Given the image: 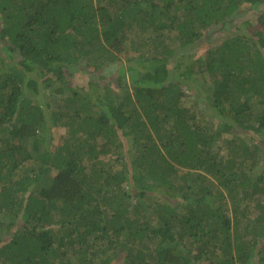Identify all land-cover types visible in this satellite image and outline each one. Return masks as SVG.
Instances as JSON below:
<instances>
[{
  "label": "trees",
  "instance_id": "trees-1",
  "mask_svg": "<svg viewBox=\"0 0 264 264\" xmlns=\"http://www.w3.org/2000/svg\"><path fill=\"white\" fill-rule=\"evenodd\" d=\"M0 264H264V0H0Z\"/></svg>",
  "mask_w": 264,
  "mask_h": 264
},
{
  "label": "rangeland",
  "instance_id": "rangeland-1",
  "mask_svg": "<svg viewBox=\"0 0 264 264\" xmlns=\"http://www.w3.org/2000/svg\"><path fill=\"white\" fill-rule=\"evenodd\" d=\"M259 13H260V11H254V10L253 11H250V13L247 12L246 15H245V18L248 19V20H250L252 25H255L257 23V17L259 15ZM118 56H119V58L123 59V53H118ZM114 65L116 66L115 63L111 64L112 69H115V66ZM110 71H112V70H107V74H109ZM79 85H81V84H79ZM188 102H192V100H186L185 101V104H187ZM49 132H51V134L54 136V142L56 144H57V142L62 141V138H64V132H65L64 129H61V128H57L55 126H52V128H51V130H49ZM223 151H225V150H223ZM253 207H251V211L254 210ZM178 210H180V209H178ZM180 211H177V212L179 213Z\"/></svg>",
  "mask_w": 264,
  "mask_h": 264
}]
</instances>
